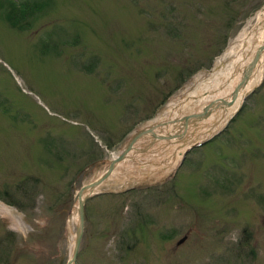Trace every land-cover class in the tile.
I'll list each match as a JSON object with an SVG mask.
<instances>
[{"label": "rangeland", "instance_id": "obj_1", "mask_svg": "<svg viewBox=\"0 0 264 264\" xmlns=\"http://www.w3.org/2000/svg\"><path fill=\"white\" fill-rule=\"evenodd\" d=\"M24 1L37 10L12 27ZM263 13L264 0H0V264H67L77 191L167 110L228 96L229 52ZM258 84L182 162L167 147L117 165L86 200L76 264H264Z\"/></svg>", "mask_w": 264, "mask_h": 264}, {"label": "water", "instance_id": "obj_2", "mask_svg": "<svg viewBox=\"0 0 264 264\" xmlns=\"http://www.w3.org/2000/svg\"><path fill=\"white\" fill-rule=\"evenodd\" d=\"M263 53H264V44L256 48L251 60L242 69L240 80L235 86L233 92L231 93L230 101H226L223 99L213 100V101H210L207 105H205L200 112L192 113L190 115L184 116L179 119L176 118L170 121L169 123H161L156 126L147 127V128H144V129H141L135 132L131 136V138L129 139L128 143L126 144L123 151L119 154V156L109 163L107 170L98 179H96L95 181L87 185L82 186L78 190L76 197H75V201H77L78 203V209H77L78 225L76 229L73 254L67 264H76V258H77V254L79 251V247H80V243H81L82 235H83L84 206H85L86 200L90 196V194L93 192V190H95L103 181H105L112 174L115 165L118 162L122 161L128 155L130 151L134 150L135 149L134 145L143 137L150 136L153 140H160V141L177 140V141L183 142L184 138L186 137L189 125L192 124L193 126H196L197 122L207 119L212 114V112L219 110V109L231 107L236 101L239 92L247 86L253 74V71L256 68V64ZM178 123H180V127L182 126V130L179 133H176L173 135L171 134L160 135L157 132H155L156 128L158 129V128L167 127L169 124H171L172 126H175ZM186 152H188V150L185 151V154ZM184 240H185L184 238L180 239L178 244H181Z\"/></svg>", "mask_w": 264, "mask_h": 264}, {"label": "bare ground", "instance_id": "obj_3", "mask_svg": "<svg viewBox=\"0 0 264 264\" xmlns=\"http://www.w3.org/2000/svg\"><path fill=\"white\" fill-rule=\"evenodd\" d=\"M237 44L239 45V47H237L238 49L234 48L229 52L233 57L231 63L232 66H230L227 73L225 72L226 77L228 79L231 78L229 84H231L232 89L239 80V74L241 70L251 60L252 54L255 52L256 48L260 44H264V13L262 14V16H259L257 23L255 24L254 28H252V30L250 31L248 30L241 35V40H239ZM263 75H264V53L259 58L256 64V68L253 71V74L250 78L248 85L244 90L240 92L235 105L232 108L225 109L226 110V112L224 113L225 115H223L220 120H217L214 123L216 128L222 126L224 122H226V120L234 113L236 108L239 106V103L242 101V97L246 95L252 89L253 86H255L261 81ZM173 108L174 107H172V109ZM168 114L169 113H166L165 118L169 117ZM198 125L200 126V123H198ZM186 146H187L186 142H183V145H180L179 149L183 150ZM93 192L91 194H93Z\"/></svg>", "mask_w": 264, "mask_h": 264}, {"label": "trees", "instance_id": "obj_4", "mask_svg": "<svg viewBox=\"0 0 264 264\" xmlns=\"http://www.w3.org/2000/svg\"><path fill=\"white\" fill-rule=\"evenodd\" d=\"M11 11L9 12L7 16V21L12 27H22V24L27 19V16H31V14H34L37 10V7L35 4H33L31 1L15 4L10 3ZM147 119H150L148 117ZM10 205L9 203H7Z\"/></svg>", "mask_w": 264, "mask_h": 264}]
</instances>
